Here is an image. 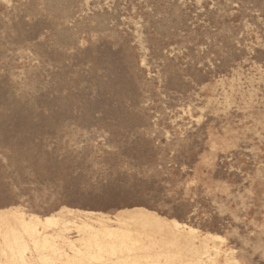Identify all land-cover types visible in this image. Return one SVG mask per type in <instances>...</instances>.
<instances>
[{"label": "rangeland", "instance_id": "374dc122", "mask_svg": "<svg viewBox=\"0 0 264 264\" xmlns=\"http://www.w3.org/2000/svg\"><path fill=\"white\" fill-rule=\"evenodd\" d=\"M0 264H264V0H0Z\"/></svg>", "mask_w": 264, "mask_h": 264}]
</instances>
